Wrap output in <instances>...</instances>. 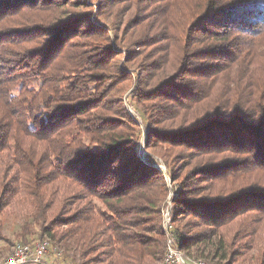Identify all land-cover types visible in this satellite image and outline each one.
Masks as SVG:
<instances>
[{"label":"trees","instance_id":"obj_1","mask_svg":"<svg viewBox=\"0 0 264 264\" xmlns=\"http://www.w3.org/2000/svg\"><path fill=\"white\" fill-rule=\"evenodd\" d=\"M0 173L71 264H159L170 191L177 250L264 264V0H0Z\"/></svg>","mask_w":264,"mask_h":264},{"label":"rangeland","instance_id":"obj_2","mask_svg":"<svg viewBox=\"0 0 264 264\" xmlns=\"http://www.w3.org/2000/svg\"><path fill=\"white\" fill-rule=\"evenodd\" d=\"M86 3H89V0H85ZM99 3H93L94 10L97 9ZM130 11L122 13L120 20H118L117 30L116 33L118 35V30H120L119 34L121 36L122 30L125 26L127 19L129 18ZM169 74V73H167ZM128 92L122 97V107L124 112L134 121L136 126L139 129V140L137 145V154L139 158L144 161L145 163H152L160 172L165 176V180L170 187V180L167 176V169L166 166L161 158L158 156H151L144 148V143L146 141L147 136V128L145 126V122L142 119L141 113L139 110L132 104L127 97ZM5 171L3 173H7ZM9 174V173H8ZM0 176L2 174L0 173ZM175 193L170 191L166 200L161 204V212L163 218V228L167 234L169 232H174V226L171 223V202L174 198ZM31 208L25 203L14 204L12 203L9 206H6L0 212V264L3 263L10 254L12 253L13 247L16 244L21 243L22 238L20 237L21 234H25V241L24 243H35L38 241L49 239L51 241L50 248L47 251V255L44 257L43 260L46 264H71L70 259L66 257L64 252L58 247V244L51 238L50 235L44 234L42 237L41 227L38 223H36L33 218L30 216ZM211 248H215L213 245ZM209 250V249H208ZM208 250L203 253L202 251H194L189 250V252H183L184 260L186 264H195L198 261H203L210 263V264H223L226 263L228 257L225 261L220 262L217 259L214 260V256H207ZM204 251V249H203ZM256 256L253 251L248 252L243 258L236 260L231 264H253ZM47 261V262H46Z\"/></svg>","mask_w":264,"mask_h":264},{"label":"built area","instance_id":"obj_3","mask_svg":"<svg viewBox=\"0 0 264 264\" xmlns=\"http://www.w3.org/2000/svg\"><path fill=\"white\" fill-rule=\"evenodd\" d=\"M168 233H165L168 236L166 252L159 264H186L184 254L175 248L169 230ZM49 248L50 242L48 239H41V241L31 244H16L10 256L3 260L2 264H46L43 260ZM195 264L210 263L203 260Z\"/></svg>","mask_w":264,"mask_h":264},{"label":"bare ground","instance_id":"obj_4","mask_svg":"<svg viewBox=\"0 0 264 264\" xmlns=\"http://www.w3.org/2000/svg\"><path fill=\"white\" fill-rule=\"evenodd\" d=\"M47 255V254H46ZM45 259V258H44ZM47 262V261H46Z\"/></svg>","mask_w":264,"mask_h":264}]
</instances>
